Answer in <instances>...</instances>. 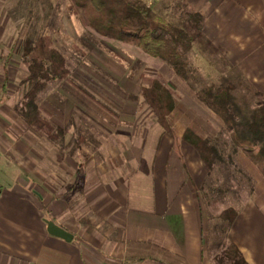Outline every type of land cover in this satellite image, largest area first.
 <instances>
[{
    "label": "crops",
    "instance_id": "1",
    "mask_svg": "<svg viewBox=\"0 0 264 264\" xmlns=\"http://www.w3.org/2000/svg\"><path fill=\"white\" fill-rule=\"evenodd\" d=\"M187 5L204 15L203 35L221 49L223 63L264 99V0H187ZM169 124L173 129L171 120ZM205 125L198 118L185 132L211 138L223 127L218 119L211 133L210 128L203 132ZM158 127L140 145L100 147L95 152L99 159L77 149L76 156L88 158L74 165L66 185L59 171L50 194L42 188L31 196L18 184L7 190L0 184V264H213L206 259L207 206L200 193L208 171L193 147L181 141L175 150L174 139ZM173 130L178 138L185 133ZM11 139L8 132L0 134L7 145H0V158L12 154ZM25 153L18 150L20 157ZM53 155L62 169L66 155L60 150ZM238 162L255 189L227 243L247 264H264V178L242 154ZM44 220L72 240L50 236Z\"/></svg>",
    "mask_w": 264,
    "mask_h": 264
},
{
    "label": "rangeland",
    "instance_id": "2",
    "mask_svg": "<svg viewBox=\"0 0 264 264\" xmlns=\"http://www.w3.org/2000/svg\"><path fill=\"white\" fill-rule=\"evenodd\" d=\"M140 1L175 23L182 10L191 11L187 0ZM66 4L65 0H0V134L8 132L12 138V154L6 159L0 158V170H3L0 184L6 190L18 184L29 190L31 196L42 188L50 194L53 179L59 171L60 179L66 185L74 165L88 158L76 156L79 145V149L87 154L92 152L94 158L99 159L95 152L102 146L115 147L116 142L125 147L142 144L153 128H159L150 108L139 97L140 87L146 83L141 81L142 75L150 79L161 77L184 105L182 112H174L170 117L172 127L178 133L185 132L187 124L198 118L205 119L209 125L203 127V132L210 128L211 133V129H216L217 119L203 105L201 109L196 107L198 85L190 86L181 81L165 63L146 56L135 47L99 38L78 18L67 13ZM34 34L51 37L54 47L66 58L73 80L107 109H100L63 81L51 83L39 95L38 103L45 116L65 132L64 139L57 143L27 131L12 111L24 95L20 83L27 75L21 61V44L27 35ZM204 41L207 44L200 42L194 48L190 63L203 77L213 81L224 68L223 52L205 37ZM4 64L8 81L2 92ZM192 107L197 108L198 115ZM79 137L84 138L83 144H79ZM121 144L119 146L123 147ZM0 145L7 147L2 142ZM19 149L26 155L18 156ZM58 150L66 155L65 162H60V170L55 165L57 157L53 155ZM69 153L72 154L70 157ZM262 197L264 199V195ZM223 208L220 205L204 207L206 259L213 264L220 249L213 246L211 240L222 239L211 228L218 223Z\"/></svg>",
    "mask_w": 264,
    "mask_h": 264
},
{
    "label": "trees",
    "instance_id": "3",
    "mask_svg": "<svg viewBox=\"0 0 264 264\" xmlns=\"http://www.w3.org/2000/svg\"><path fill=\"white\" fill-rule=\"evenodd\" d=\"M69 15L99 38L127 44L139 49L146 56L165 63L175 76L195 89L197 100L209 110L223 127L211 138H200L186 130L178 138L169 124L174 111H183L179 97L165 85L161 77H140L144 83L139 97L152 112L156 123L175 141L193 147L208 171L200 193L207 207H225L218 216L213 232L221 236L212 238L220 252L214 264H247L241 252L227 243L228 232L252 196L255 186L252 177L239 164L242 154L264 178V99L254 86L236 69L225 64L213 81L192 67L190 55L196 45L204 42L205 17L200 12L183 11L178 22L152 10L140 0H65ZM75 49V48H74ZM21 61L27 75L20 83L24 95L12 109L27 131L45 137L52 143L63 139L65 132L45 116L38 103L39 95L51 83L63 81L91 100L100 109L107 110L73 80L66 58L54 47L50 36L27 35L21 44ZM5 92L8 72L2 68ZM84 138L79 137V144ZM80 146V145H79ZM78 146V149H79ZM238 200V201H237ZM239 200H244L239 202Z\"/></svg>",
    "mask_w": 264,
    "mask_h": 264
},
{
    "label": "water",
    "instance_id": "4",
    "mask_svg": "<svg viewBox=\"0 0 264 264\" xmlns=\"http://www.w3.org/2000/svg\"><path fill=\"white\" fill-rule=\"evenodd\" d=\"M44 223L46 225L47 233L55 238L62 239L66 242H70L72 240V235L58 227L54 222L44 220Z\"/></svg>",
    "mask_w": 264,
    "mask_h": 264
}]
</instances>
